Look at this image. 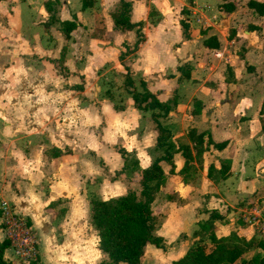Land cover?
I'll list each match as a JSON object with an SVG mask.
<instances>
[{
    "label": "crops",
    "instance_id": "1",
    "mask_svg": "<svg viewBox=\"0 0 264 264\" xmlns=\"http://www.w3.org/2000/svg\"><path fill=\"white\" fill-rule=\"evenodd\" d=\"M227 1L230 10L219 7ZM247 1L131 0L143 35L129 53L135 88L142 78L167 106L141 110L122 84L118 54L136 32L113 26L117 0H0V201L26 219L37 243L29 261L6 245L5 260L99 264L89 199L138 189L139 170L162 153L155 115L169 130L173 168L159 161L168 189L152 202L163 213L155 232L164 247L146 243L139 264H171L196 244L209 251L211 231L226 241L264 239V13ZM64 20L76 23L66 37ZM189 128L204 133L200 143ZM206 135L225 144L195 152ZM180 144L190 149L186 167Z\"/></svg>",
    "mask_w": 264,
    "mask_h": 264
},
{
    "label": "trees",
    "instance_id": "2",
    "mask_svg": "<svg viewBox=\"0 0 264 264\" xmlns=\"http://www.w3.org/2000/svg\"><path fill=\"white\" fill-rule=\"evenodd\" d=\"M88 0H81V6L87 5ZM247 5L254 8L258 14L264 13V0H248ZM219 7L230 10L233 5L227 1L219 4ZM131 8V0H117L115 5L110 9V17L113 26L119 31L134 29L136 39L129 45H124V49L120 50L118 57L124 68L122 84L130 93L133 105L141 110L152 109L158 107L165 109V103H161L153 92L149 91L145 86L142 78H137L140 89H136L134 78L131 75L129 63H125L124 55L136 48L143 35L139 32L140 21H131L129 14ZM63 36H68V31L76 26L74 20L60 21ZM181 27L184 31V25L181 21ZM205 43L208 41L205 40ZM209 44V43H208ZM216 43L214 42L213 45ZM188 65L182 63L177 66L179 76H188ZM173 75V74H169ZM155 126L157 128L156 145L162 149V153L156 156L144 168L138 172V189H127L124 193L111 196L105 199L90 198L89 199V222L96 229L98 236V248L104 255V259L99 264H117L118 262H126L127 264H139L143 249L146 243H151L157 247L163 248L162 237L155 232L158 222L163 213L153 206V200L159 193L160 187L164 184L165 174L160 166L159 161L165 159L168 161L172 173L173 164L170 159L173 152L167 138L169 130L159 124L154 116ZM203 132L195 133L193 128H189L187 136L189 140L200 143L203 140ZM211 143L214 147L221 148L225 142L212 141L206 135L205 146L195 145V152L199 153L205 149L206 145ZM181 153L185 157L184 165L186 167L190 149L188 144H180L178 146ZM126 162L127 152L123 148L117 149ZM58 154L57 149L52 151ZM128 163H123V168ZM210 165L207 174L209 175ZM171 192L167 198H173ZM211 217L216 216L215 213L210 214ZM209 238L213 247L209 251H204L200 244L189 247L186 252L179 258L173 260L171 264H230L239 258L244 252V246L249 245L252 240L241 239L244 246L236 242L227 244L225 238L216 237L209 233ZM8 244L4 239L0 242V264H10L8 260L2 257V250ZM257 251L243 261V264H264V239H258L254 242Z\"/></svg>",
    "mask_w": 264,
    "mask_h": 264
},
{
    "label": "built area",
    "instance_id": "3",
    "mask_svg": "<svg viewBox=\"0 0 264 264\" xmlns=\"http://www.w3.org/2000/svg\"><path fill=\"white\" fill-rule=\"evenodd\" d=\"M1 226L7 246L13 257L21 261H29L36 256L37 243L35 231L26 219L16 213L4 201H0ZM11 259L9 262L11 263Z\"/></svg>",
    "mask_w": 264,
    "mask_h": 264
},
{
    "label": "rangeland",
    "instance_id": "4",
    "mask_svg": "<svg viewBox=\"0 0 264 264\" xmlns=\"http://www.w3.org/2000/svg\"><path fill=\"white\" fill-rule=\"evenodd\" d=\"M129 46H130V44H129ZM123 49H124V46H123ZM131 53V52H130ZM130 54H126V55H124L123 57H124V61H125V63H128V61L130 60ZM129 66H130V64H129ZM130 69H131V67H130ZM131 72H132V70H131ZM167 186H168V184H166V185H163V189L166 187V189H168L167 188ZM162 198H164V196H161V192H160V194H159V197H158V200L156 201V202H158V204L161 206V205H163V204H160V202H159V200L160 199H162ZM155 202V203H156ZM14 210V209H13ZM15 211V210H14ZM16 212V211H15ZM17 213V212H16ZM256 240H252V241H250V243H249V245H246V246H244L243 244H241L242 243V241H241V239H238V238H236L234 235H232L231 236V240H229V241H226L227 242V244H230V243H233V242H236V243H238L239 245H241V246H244V252L242 253V255L239 257V258H237L236 260H234V262H232L231 264H243V261L244 260H246V258H248V257H250L254 252H256L257 251V248L255 247V245H254V242H255Z\"/></svg>",
    "mask_w": 264,
    "mask_h": 264
},
{
    "label": "water",
    "instance_id": "5",
    "mask_svg": "<svg viewBox=\"0 0 264 264\" xmlns=\"http://www.w3.org/2000/svg\"><path fill=\"white\" fill-rule=\"evenodd\" d=\"M186 228H185V226H183V230H185Z\"/></svg>",
    "mask_w": 264,
    "mask_h": 264
}]
</instances>
